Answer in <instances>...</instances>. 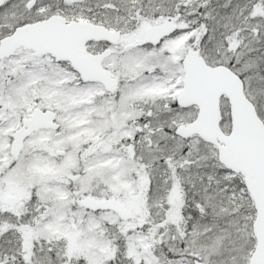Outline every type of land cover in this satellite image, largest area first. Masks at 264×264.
<instances>
[{
	"label": "snow or ice",
	"instance_id": "snow-or-ice-1",
	"mask_svg": "<svg viewBox=\"0 0 264 264\" xmlns=\"http://www.w3.org/2000/svg\"><path fill=\"white\" fill-rule=\"evenodd\" d=\"M0 264H264V0H0Z\"/></svg>",
	"mask_w": 264,
	"mask_h": 264
}]
</instances>
